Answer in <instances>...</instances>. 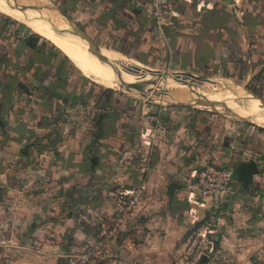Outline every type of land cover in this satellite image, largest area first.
<instances>
[{
    "label": "crops",
    "instance_id": "obj_1",
    "mask_svg": "<svg viewBox=\"0 0 264 264\" xmlns=\"http://www.w3.org/2000/svg\"><path fill=\"white\" fill-rule=\"evenodd\" d=\"M231 1L202 7L169 0L172 24L163 28L162 39L145 12L151 0H53L61 12L81 22L102 49L121 57L118 50L168 69L194 74L213 68V73L246 80L264 72V0ZM1 70L6 72L8 65ZM31 73H26V95L0 86V231L25 237L22 243L6 240L3 254L8 259L1 264H58L79 249L77 244L97 235L116 195L141 178L146 187L143 202L124 217L109 241L115 264H171L185 233L206 210L187 202L182 187L166 195L165 186L170 181L180 184L186 173L205 162L233 172L210 234L215 261L264 264V135L216 114L167 108L165 132L156 135L149 167L142 171L137 155L143 148L148 105L126 100L120 92L122 99L111 100L109 109L93 106L89 97L76 105L63 84L50 81L46 73ZM38 84L49 85L56 95L36 91ZM169 86L165 92L176 99L189 95L183 86L170 92ZM91 128H99L96 140ZM248 159L255 161L257 173L243 188L234 168ZM45 234L56 240L49 243ZM58 239L78 243L62 253ZM12 250L18 252L14 259Z\"/></svg>",
    "mask_w": 264,
    "mask_h": 264
},
{
    "label": "built area",
    "instance_id": "obj_2",
    "mask_svg": "<svg viewBox=\"0 0 264 264\" xmlns=\"http://www.w3.org/2000/svg\"><path fill=\"white\" fill-rule=\"evenodd\" d=\"M196 6H213L217 0H188ZM238 0H232L231 5ZM163 39V28L172 24L173 10L169 0H151L145 8ZM143 113L144 127L140 145L143 147L137 155L139 168L145 171L149 167V150L154 144L156 135L165 131L161 118L167 110L166 103L156 102L147 106ZM173 176V174H171ZM232 170L215 163H202L190 170L180 180L181 187L190 204L198 205L206 211L204 215L185 233L180 248L172 258L171 264H217L213 241L210 234L217 224V213L223 195L232 180ZM146 196L144 181L123 189L116 195L115 205L106 223H101L97 235L85 242L76 253L71 255L64 264H115L116 258L111 252L109 241L116 235L119 224L126 215L143 202ZM204 257L203 260L201 258Z\"/></svg>",
    "mask_w": 264,
    "mask_h": 264
},
{
    "label": "rangeland",
    "instance_id": "obj_3",
    "mask_svg": "<svg viewBox=\"0 0 264 264\" xmlns=\"http://www.w3.org/2000/svg\"><path fill=\"white\" fill-rule=\"evenodd\" d=\"M36 1H39L40 3L45 2L48 5L56 6L54 4L53 0H36ZM3 14L6 16H9V18H11L13 20H17V21H19V22H21L27 26V24L22 19H20L18 17L11 16L5 12L3 13L2 10H0V17ZM65 16L68 17L79 30H81L85 33V29L83 27L84 25L80 24L81 22L80 23L75 22L71 17L68 16V14H65ZM6 28L8 29L9 26L7 25ZM28 28L30 31L37 33V30H35L31 27H28ZM90 34H91L90 32H87V35L92 39V41H94L96 44L99 45V43L97 41H95V39L92 38L90 36ZM44 39H46L48 42H51L54 46H56L64 54L63 49L59 48V46L57 44H55V42L50 41L47 38H44ZM42 46H43V49H46V47L48 45H47V43H44ZM102 48H104V47L100 46V51L102 50V52H103ZM47 50L50 51L49 49H47ZM104 51L105 52H103V53H105V54L107 52L109 53V54L107 53L108 56H110V55L112 56L114 54L115 55L117 54L119 57H121L118 53H116L115 51H112L111 49L106 48V49H104ZM121 55H123L126 58H130L132 60H135V61H132V60L127 59L128 61H132L135 64H137V66L140 69L142 68L141 70H146L147 73L150 72V74H152L154 71L160 72L161 74L166 72L170 76V75L177 74V72H180V70H178V69H171V68L168 69L167 67L163 66L161 62L154 61L153 59L147 60L145 62L146 64L142 63L137 58H135V55L132 54L131 52H129L127 55H125V54H121ZM61 57H62L61 53L60 54H56V53L51 54V58L53 60L56 59L57 61L58 60L62 61ZM70 71L74 72V69H70ZM68 73H67V71H60L59 75L61 77H63V76L68 75ZM129 73L130 72H126V71H122L121 69H118V74L120 75L122 82H128L129 81V82L135 83L137 85H145V88H143V89L131 88V87H128L127 85H125L124 83H121V82H119V83L117 82L116 84L110 82L109 85H107V86H104V85L96 82L99 86L109 88V89H111V91L102 92L99 88H95L94 89L95 93H94V95H92L91 99H93L94 97L97 98L99 96H102L103 98H105V97L109 98L113 91H118L123 96H125V98H129L138 104H142V103L146 104V105L152 104V106H155L156 102L163 101L166 103V106L169 109L170 108H176V107H185V108H188L189 110L197 111L199 114H201V113L216 114L217 116H220L221 119H224L225 120L224 122L241 123L246 128H249V130H252L253 132L264 135V132H263L264 126L255 122L256 119H261V118L264 119L263 118L264 117V108L259 107L256 100L250 101L247 97L243 96V94H246V95L248 94L250 96L253 95L255 97H259V98L264 100V84L259 80L252 79V78L243 80V78H241V77L226 76V75H224V72H222V73L214 72L213 73V68H211L209 70L206 69V71H203L201 73H196V72L194 73L196 76L209 78L208 80L213 81V83L202 82V81L200 82L198 80H193L191 78L185 79L184 77L182 79L176 78V79L172 80V79H170L169 76H167V78H165V79L155 76L156 79L150 80V78H151L150 75L142 76V74H137V73H130L129 74ZM102 77H105V76L102 75ZM86 78H87V80L95 82L92 77H86ZM179 80H180V82H179ZM114 82H116V81H114ZM172 84H174V85L179 84V85L183 86L184 88L187 89L189 95H186L182 99L174 98L171 94L165 92L166 91L165 87H167L168 85H172ZM85 85L87 88V89H85L86 91L89 90V88H92L90 86V84L86 83ZM196 89H199L201 91V93L196 91ZM83 96L85 98H88V97H90V94L84 93ZM82 110H84L83 107H82ZM85 111L86 110H84V112ZM164 113L161 116L162 120H163ZM84 114H87V113H84ZM258 116H260V117H258ZM163 122H164V120H163ZM257 126L260 127L261 129L258 130L256 128ZM82 220L83 219L79 220L80 224H83L82 222L84 220L83 221ZM9 238L13 242L22 243V241L25 237H21V238L19 237L18 238L15 236H11V234H9V232L4 234V232L0 231V264L5 261L4 258L8 259L7 256H5L3 254L4 253L3 246H4V243H7L6 240ZM44 239H46L49 243H51V241H53V240H56V238L54 236L52 237V235H47V234H45ZM58 241H59V248H60V251L62 253H63L62 249L65 248L66 246L71 245V243H72V245H76L78 243V242H72L69 239H63V240L58 239ZM13 242L12 243L10 242L9 244H13ZM83 244L84 243L77 244L78 245L77 247L80 248ZM74 250H75L74 253H76L78 248H75ZM74 253H70L69 256L67 255V257H61L58 264H64L69 258H71V254H74ZM9 254H10V258L14 259L16 257V255L18 254V252L12 250V252H9Z\"/></svg>",
    "mask_w": 264,
    "mask_h": 264
},
{
    "label": "trees",
    "instance_id": "obj_4",
    "mask_svg": "<svg viewBox=\"0 0 264 264\" xmlns=\"http://www.w3.org/2000/svg\"><path fill=\"white\" fill-rule=\"evenodd\" d=\"M9 26L7 29L6 26ZM47 43L46 49H43V44ZM49 49L50 51H48ZM118 50L117 48H115ZM119 52L127 55L129 52L125 50H118ZM125 51V52H124ZM60 54L62 55L61 60H53L51 58V54ZM134 54L133 52H131ZM140 62L145 63L146 61L142 58L137 57ZM8 65V70L4 72L1 70L3 65ZM65 66H64V65ZM70 69H74V72L70 71ZM32 70L30 74L32 77L47 74V77H51L50 81L56 80L57 85L63 84L65 88L70 90L71 95L74 99H76V105H83V94H90V99L92 95H94L95 88H99L102 92L111 91V89L99 86L96 82L87 80L86 76L81 74V72L75 67L74 64L70 62V59L65 56L56 46H54L51 42H48L46 39L41 37L39 34L32 32L29 28L23 23L13 20L9 18V16L1 15L0 17V86L5 90L15 89L22 94H28V88L26 86L27 82V74ZM60 71H67L68 75L61 77ZM50 72L52 74H50ZM226 75V74H224ZM263 75V76H262ZM47 77L45 79H47ZM264 77V72L259 74H255L252 79H256L261 81ZM251 79V78H250ZM90 84L92 88L89 90H85L86 85ZM264 84V82H262ZM35 86V85H34ZM36 91L41 93H46L48 96H55L56 93L52 91L49 85L43 86L41 84L36 85ZM86 91V92H85ZM94 97V96H93ZM122 97L118 93V91H113L111 96L103 98L99 96L97 98H93L92 105L96 107L107 108L111 106V100H121ZM126 100L133 101L129 98H125ZM79 100V101H78ZM115 101V102H116ZM93 115V114H88ZM98 115H102L99 113ZM94 116L91 120H94ZM1 121V120H0ZM94 123V122H93ZM164 123V122H163ZM2 124V122H1ZM94 126V124H92ZM165 125V124H164ZM258 130L260 127H256ZM92 129V128H91ZM262 131V130H261ZM93 132V140H96V137L99 134V128L92 129ZM165 132V131H164ZM164 132L162 134H164ZM264 132V131H263ZM159 135V134H158ZM161 135V134H160ZM221 165V164H219ZM224 166V165H223ZM216 245V244H215ZM215 245H213V249L215 250ZM216 251V250H215Z\"/></svg>",
    "mask_w": 264,
    "mask_h": 264
},
{
    "label": "bare ground",
    "instance_id": "obj_5",
    "mask_svg": "<svg viewBox=\"0 0 264 264\" xmlns=\"http://www.w3.org/2000/svg\"><path fill=\"white\" fill-rule=\"evenodd\" d=\"M24 4H45V2L40 3L36 0H0V10H2L3 13L5 12L11 16L22 19L27 24V27H31L37 30V33L39 35L49 39L50 41L55 42V44H57L59 48L63 49L64 54L69 56L75 63H77V65L82 69V71L87 76L92 77L95 82L104 86L109 85L110 82L114 84H116L117 82L123 83L120 78V75L118 74V69L120 68H118L117 66L112 67L108 64L104 65V63L102 64L91 53L86 50L87 44L84 40L80 39L78 36L65 32V30H68V24L56 11H50L47 9L40 10L37 8L25 6ZM98 50L99 53L105 56L107 59L119 63L123 67L124 71L142 74V76L150 75V80L156 79V77L153 75L156 73L155 71L152 74H150V72L147 73L146 70H141L142 68L140 69L137 64L132 61H128L124 57H119L117 54H114L115 56L110 55V57L108 56V52V54L106 53L107 55L103 53L105 52L104 49L103 52L102 50L100 51V48H98ZM101 74L105 77H102ZM161 78L165 79L167 78V75L164 77L162 76ZM180 86L181 85L179 84H172L169 86V90H167L170 92L172 88L175 89V87L178 88ZM255 122L264 126V119H256Z\"/></svg>",
    "mask_w": 264,
    "mask_h": 264
},
{
    "label": "water",
    "instance_id": "obj_6",
    "mask_svg": "<svg viewBox=\"0 0 264 264\" xmlns=\"http://www.w3.org/2000/svg\"><path fill=\"white\" fill-rule=\"evenodd\" d=\"M25 6H29L32 8H37V9H47L50 11H56L62 18L63 20H65V22L68 24V30H65V32L69 33V34H73L75 36H78L80 39L84 40L87 44V48L86 50L91 53L99 62L104 63V64H108L110 66H117L118 68H120L122 71H124L123 67L113 61V60H109L107 59L105 56L101 55L99 53L98 47H100L98 44H96L94 41H92V39L83 31L79 30L74 23L65 16V14L63 12H61L56 6H51L48 4H24ZM48 5V6H47ZM154 76H169L166 72L165 73H160V72H156L155 74H153ZM170 79L174 80L176 78H191L193 80H198V81H202V82H211L213 83V81L208 80L209 78L207 77H199L196 76L193 73H189V72H177V74L174 75H170L169 76ZM125 85H127L128 87L131 88H139V89H143L145 88V85H137L135 83L132 82H123ZM243 96L247 97L250 101H255L257 102L259 107L264 108V100L259 98V97H255L253 95H246L243 94ZM0 125H1V121H0ZM257 173V165L255 163V161L253 159H248L247 161H242L239 162L235 165L234 168V174L237 178L238 181L241 182V186L243 188H246V186L249 184L250 182V177L252 176V174H256ZM181 185L179 183H176L174 181H170L166 184L165 186V194L169 195L172 190L180 188ZM30 230L27 231V233H29L31 231V228H29ZM204 257L201 258V260H203Z\"/></svg>",
    "mask_w": 264,
    "mask_h": 264
}]
</instances>
